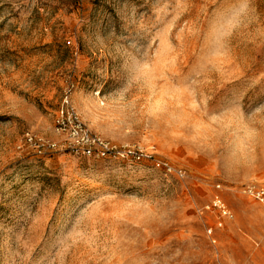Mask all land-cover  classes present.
I'll return each mask as SVG.
<instances>
[{"label":"rangeland","instance_id":"rangeland-1","mask_svg":"<svg viewBox=\"0 0 264 264\" xmlns=\"http://www.w3.org/2000/svg\"><path fill=\"white\" fill-rule=\"evenodd\" d=\"M68 87L90 131L151 159L69 152L52 123ZM25 131L57 148L34 154ZM248 184L264 0H0V264H264Z\"/></svg>","mask_w":264,"mask_h":264},{"label":"built area","instance_id":"built-area-1","mask_svg":"<svg viewBox=\"0 0 264 264\" xmlns=\"http://www.w3.org/2000/svg\"><path fill=\"white\" fill-rule=\"evenodd\" d=\"M72 90L66 88L60 105L53 116V127L57 133L64 138L69 152L75 155L96 160H134L140 161L144 158L151 159V155L144 154L128 146L117 145L101 136L93 133L82 122L71 100ZM23 144L38 156L44 155L47 151H54L57 144L46 141L42 137L34 135L30 131L23 133ZM156 167L166 172H174L183 177L184 172L172 168L168 163L154 161ZM219 187V186H217ZM241 193L253 200L264 204V185L248 184L241 187ZM206 210H216L223 219H232L233 214L226 206L219 195H214L210 202L204 206Z\"/></svg>","mask_w":264,"mask_h":264}]
</instances>
